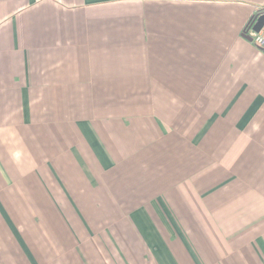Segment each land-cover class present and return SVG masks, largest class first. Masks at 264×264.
I'll return each mask as SVG.
<instances>
[{
    "label": "crops",
    "instance_id": "1",
    "mask_svg": "<svg viewBox=\"0 0 264 264\" xmlns=\"http://www.w3.org/2000/svg\"><path fill=\"white\" fill-rule=\"evenodd\" d=\"M264 0H0V264H264Z\"/></svg>",
    "mask_w": 264,
    "mask_h": 264
},
{
    "label": "built area",
    "instance_id": "2",
    "mask_svg": "<svg viewBox=\"0 0 264 264\" xmlns=\"http://www.w3.org/2000/svg\"><path fill=\"white\" fill-rule=\"evenodd\" d=\"M256 14L251 19L250 23L243 30V34L250 36V42L253 46L264 53V22H257Z\"/></svg>",
    "mask_w": 264,
    "mask_h": 264
}]
</instances>
